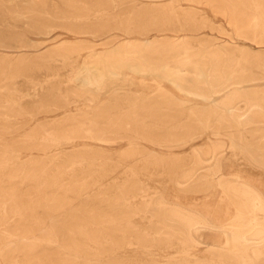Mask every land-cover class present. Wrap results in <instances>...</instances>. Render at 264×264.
I'll list each match as a JSON object with an SVG mask.
<instances>
[{
	"label": "rangeland",
	"instance_id": "obj_1",
	"mask_svg": "<svg viewBox=\"0 0 264 264\" xmlns=\"http://www.w3.org/2000/svg\"><path fill=\"white\" fill-rule=\"evenodd\" d=\"M253 159L264 0H0V264H237L163 219H245L211 173L264 190Z\"/></svg>",
	"mask_w": 264,
	"mask_h": 264
},
{
	"label": "bare ground",
	"instance_id": "obj_2",
	"mask_svg": "<svg viewBox=\"0 0 264 264\" xmlns=\"http://www.w3.org/2000/svg\"><path fill=\"white\" fill-rule=\"evenodd\" d=\"M235 6L231 4L227 6L228 10H226V17L229 19V21L239 20V22L241 21L243 24H245L244 26L248 24L250 25L251 20L249 19V16L247 15V13H245L243 10L237 9L239 7L236 8ZM13 13L15 14V12H12V14ZM134 51L139 52V50L137 49H134ZM104 61L106 62L105 59ZM126 66L129 70L134 69L133 65L129 63H127ZM175 69L176 67L172 65L168 71L164 72V74H165L167 81L171 84H174V86L178 88V85L176 84V79L178 77L177 75L173 73ZM206 99H209V96L206 97ZM235 110H236V107H235ZM225 111L228 112L229 108L225 109ZM250 162L252 165H255L257 168L264 171V162H261V160L253 159ZM211 174L213 177L216 178L217 185L219 186L221 191H223L225 194H229L234 199H238L240 201L239 206L241 207V209H243L244 214H246L245 219L242 220L239 217L235 216L233 219H229L228 217H225L224 219L216 220L211 217V214L213 213L212 209H206L203 215L201 212L197 213L194 211H185L180 208H173L170 211H168L167 214L165 215L163 219V222H164L163 227L169 230L174 229V230L179 231L180 234L185 239H187L189 242H191L193 245H205L211 251L222 250V249L228 250L230 251V253H232V255L235 258L238 259L237 264H251L253 256L260 253V251L262 250L264 246V190H263V187L259 179L255 178L252 175H248L245 180H239L238 178H235L234 181H229V180H223L221 178L220 170L218 168L214 169ZM234 182L236 183L235 188L231 187L232 183ZM234 189H236L240 194L235 193ZM255 229L260 230L261 236L258 238H255L252 236V232ZM198 235H200L201 238H203L204 243L199 241L197 237ZM13 244H15V242H13ZM166 264H179V263L166 262Z\"/></svg>",
	"mask_w": 264,
	"mask_h": 264
}]
</instances>
